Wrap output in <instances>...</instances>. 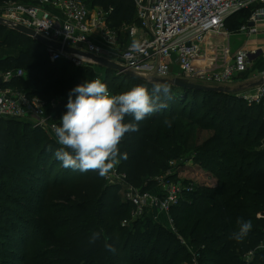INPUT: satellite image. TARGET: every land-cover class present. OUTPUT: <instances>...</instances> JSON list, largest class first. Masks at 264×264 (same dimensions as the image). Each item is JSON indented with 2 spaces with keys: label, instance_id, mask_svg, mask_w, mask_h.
<instances>
[{
  "label": "trees",
  "instance_id": "1",
  "mask_svg": "<svg viewBox=\"0 0 264 264\" xmlns=\"http://www.w3.org/2000/svg\"><path fill=\"white\" fill-rule=\"evenodd\" d=\"M88 1L90 7L111 10L112 27L138 22L134 0ZM249 16L228 18L226 24L236 32ZM2 47L19 53L0 58V74L19 69L24 73L0 86L46 100L60 98L52 109L60 126L70 91L88 81L91 66L78 67L65 59L51 62L44 42L0 23ZM156 79L121 73L111 79L107 75L105 83L112 94L141 85L151 92ZM170 85L172 98H165L168 107L147 116L139 122L138 131L121 139L119 152L127 158L118 157V169L131 183L153 190L157 175L166 173L170 161L192 156L215 177L216 185L198 184L174 207L175 226L200 255V264H245L242 255L264 238V219L259 216L264 211L263 106H248L238 96L250 85L242 86L240 92ZM125 122L136 123L131 116ZM203 131L212 133L199 142ZM59 147L56 138L26 120L0 119V264L191 261V252L176 234L149 213L122 226L133 206L122 197L121 187L97 171L64 168L54 156ZM238 220H251L253 225L241 242L230 238L238 230ZM94 232H100V238L90 243ZM105 243L113 245L115 252L106 249ZM255 254L250 264H264V251Z\"/></svg>",
  "mask_w": 264,
  "mask_h": 264
},
{
  "label": "built area",
  "instance_id": "2",
  "mask_svg": "<svg viewBox=\"0 0 264 264\" xmlns=\"http://www.w3.org/2000/svg\"><path fill=\"white\" fill-rule=\"evenodd\" d=\"M134 1L138 22L118 28L112 27L109 22L111 10L92 8L87 0H2L0 17L8 28L24 26L51 43L46 45L51 62L65 59L78 67L97 64L89 57L93 55L117 62L126 70L142 76L171 78L174 62H177L179 77L215 86H229L248 72L258 57L264 56L262 45L239 49L219 70H208L197 62L208 36L220 34L227 19L235 13L250 10L247 22L239 31L257 33L259 25L264 23V0ZM133 41L141 44L142 51H132ZM65 47L78 52H68ZM23 73L21 69L9 70L1 73L0 77L5 83ZM121 73L124 72H117L118 75ZM97 78L105 83V78L98 73L93 79ZM259 79L264 80V70L260 72ZM238 96L248 106L262 105L264 109V82L242 90ZM60 101V98L46 100L8 86L0 87V119L26 120L55 138L52 125L58 126V123L52 109ZM126 177V174L119 175L117 168L105 176L108 182L121 187L122 197L133 206L130 218L123 220L122 226H130L145 213L157 222L164 224L166 221L164 225L176 233L180 243L191 252L190 264H200V255L186 238L178 234L171 210L201 183L161 176L157 177L153 190L141 191L134 186L123 185ZM259 216L264 219V211ZM258 250L264 251V238L255 249L243 256L245 264L254 260Z\"/></svg>",
  "mask_w": 264,
  "mask_h": 264
},
{
  "label": "clouds",
  "instance_id": "3",
  "mask_svg": "<svg viewBox=\"0 0 264 264\" xmlns=\"http://www.w3.org/2000/svg\"><path fill=\"white\" fill-rule=\"evenodd\" d=\"M132 51H142L138 41H133ZM171 99V85L153 83L151 92L144 85L136 86L119 94H112L100 79L86 81L74 87L68 96L66 113L61 124L52 125L57 143L61 146L54 156L64 168L80 172L97 171L106 176L122 157L118 145L126 133L138 131L139 122L147 116L168 107ZM131 116L136 123H126L125 117ZM155 201V197H153ZM238 230L230 238L237 242L249 234L253 225L251 220H238ZM94 232L90 243L100 238ZM105 248L115 252L113 245L105 243Z\"/></svg>",
  "mask_w": 264,
  "mask_h": 264
},
{
  "label": "crops",
  "instance_id": "4",
  "mask_svg": "<svg viewBox=\"0 0 264 264\" xmlns=\"http://www.w3.org/2000/svg\"><path fill=\"white\" fill-rule=\"evenodd\" d=\"M262 45H264V23L259 25L258 32L255 34H248L238 30L232 33L227 32L210 35L202 48L200 56L197 58V62L208 70H219L239 49H253ZM2 49H4V47L0 48V51ZM8 51L9 52L0 58L10 55L16 56L19 53L18 50L13 49H9ZM262 70H264V56L258 57L254 61L253 67L248 72L243 74L236 82L239 83L238 85L240 88L247 85L253 86V84L260 81L259 76ZM179 74L180 67L177 62H174L173 74L171 78L179 77Z\"/></svg>",
  "mask_w": 264,
  "mask_h": 264
},
{
  "label": "rangeland",
  "instance_id": "5",
  "mask_svg": "<svg viewBox=\"0 0 264 264\" xmlns=\"http://www.w3.org/2000/svg\"><path fill=\"white\" fill-rule=\"evenodd\" d=\"M90 1V0H89ZM88 1V2H89ZM0 3H2V0H0ZM90 3V2H89ZM96 7V6H95ZM95 7H92V8H95ZM246 13H243L242 15H237V17H231L232 18V21L234 18H239V19H242L243 17H246L248 14H250V10H245ZM231 18H229V20H231ZM229 25L231 22H228ZM229 33V32H234L232 30L229 29V26L226 24L225 27L221 30V33ZM10 48H7L5 47L4 49H2L0 51V57L1 56H4V54H6L7 52H9ZM12 50V49H11ZM13 50H16V49H13ZM91 75L90 76H87L86 80L88 81H91L93 80L94 76L98 73L99 75H101L102 78H106L107 75H109V78H113L114 75H117V71L115 70H111V71H108V68H106L105 66L101 65V64H91ZM70 72V71H68ZM120 75V74H119ZM93 76V77H92ZM147 77V76H145ZM150 77V76H148ZM239 83L238 82H234L232 84L229 85L230 88L234 89V90H239L240 86L238 85ZM242 90V89H241ZM239 90V92L241 91ZM53 99H56V98H53ZM212 133V131H203L199 134V142L206 139L210 134ZM115 168L118 169V165L116 164L114 166V168L110 171H113ZM118 173L119 175L121 174H126L124 171H120L118 169ZM164 173H165V170H164ZM174 175V177H172L171 179L173 180H181V181H195L197 183H201V184H204V185H209V186H215L216 185V179L214 176H211L210 173L202 168L199 164H197L194 160H193V157L192 156H187L185 158H182L180 160H176V161H170L169 163V167L168 169L166 170V173L165 174H161V175H157V176H163V177H167L169 178L168 176L169 175ZM211 176V177H210ZM122 184L124 185H131V186H134L136 189H140L141 191H146V190H143L141 188V186H137L133 183H131L127 177H126V180L122 182ZM164 224H167L166 221H164ZM176 234V233H174ZM178 234L181 236V234L178 232ZM177 236V234H176ZM178 238V236H177ZM180 242V241H179ZM242 256H245V254H243ZM191 261L188 263H183V264H190Z\"/></svg>",
  "mask_w": 264,
  "mask_h": 264
},
{
  "label": "water",
  "instance_id": "6",
  "mask_svg": "<svg viewBox=\"0 0 264 264\" xmlns=\"http://www.w3.org/2000/svg\"><path fill=\"white\" fill-rule=\"evenodd\" d=\"M0 23L4 24V20L2 17H0ZM14 29H16L20 32H23L27 35H30L34 39L41 41V42H44L46 45L51 44V43L43 40L42 37L39 36L38 34H36L35 31H33L32 29L26 28V27L21 26V25H17ZM65 50H67L68 52H71V53H77L78 52L77 50H75L73 48H68V47H65ZM89 57H91L94 62L101 64L108 69L115 70L117 72H124L128 75L139 77V78H145L142 75H139V74H136L132 71L126 70L122 65L118 64L117 62L111 61L107 58H104L101 56H93V55H90ZM156 81L161 82V83H168V84L172 83V84L179 86V87H182V88H202V89L205 88V89H211V90H217V91H231L232 90L229 86H215V87L203 86L201 84H197L195 82H192L188 78H184V77L157 78ZM262 82H264V80H261L255 84H253V86L259 85ZM2 83H3V80L0 77V85Z\"/></svg>",
  "mask_w": 264,
  "mask_h": 264
}]
</instances>
